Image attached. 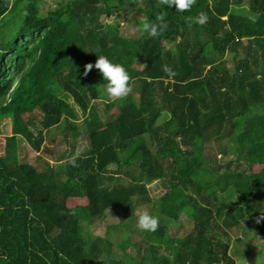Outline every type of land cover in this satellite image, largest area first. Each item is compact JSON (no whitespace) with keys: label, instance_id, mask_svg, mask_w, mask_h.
I'll return each mask as SVG.
<instances>
[{"label":"trees","instance_id":"trees-1","mask_svg":"<svg viewBox=\"0 0 264 264\" xmlns=\"http://www.w3.org/2000/svg\"><path fill=\"white\" fill-rule=\"evenodd\" d=\"M54 1L43 11L44 0H0V120L11 124L0 136V264H264V173L250 170L264 160V0H196L187 12L158 0ZM201 11L207 23L189 26ZM160 13L166 31H138ZM121 15L137 35L122 33ZM96 55L132 78L113 117L107 81L95 68L83 75ZM53 128L86 146L56 147ZM19 138L49 159L20 160ZM142 207L159 217L155 232L133 226ZM101 223L104 234L90 235ZM246 225L260 247L234 258L230 232Z\"/></svg>","mask_w":264,"mask_h":264},{"label":"rangeland","instance_id":"rangeland-1","mask_svg":"<svg viewBox=\"0 0 264 264\" xmlns=\"http://www.w3.org/2000/svg\"><path fill=\"white\" fill-rule=\"evenodd\" d=\"M55 2L56 1H54V0H44V2L40 4L41 8H42L41 10H43V11L48 10V8L52 7ZM117 19H118L120 25L122 26L121 31L124 35H137L138 34V32H136L135 29H133L132 27L124 26L125 18L123 15H121ZM19 20H20L19 17L16 18V21L18 24L20 23ZM101 20L105 21V17H102ZM114 20H116V18ZM11 28L14 29L15 25L10 24L7 26V29H11ZM120 101L121 100H111V99H108L106 101H102V104H104L107 108L106 114L108 117H109V115L113 117L117 114L118 108H119L118 103H120ZM99 102H101V101H99ZM99 114L102 115L103 113L100 112ZM81 118H82V116L80 115L79 121L81 120ZM10 132H11L10 120L8 118L1 119L0 120V136H2V137L8 136L10 134ZM57 132L58 131L53 128L50 131H47L46 135L49 136L50 134H52V136H51L52 142L55 143L56 147L59 146L58 148L64 147V148L69 149L68 146L73 145L75 152H78V151L80 152L84 149V147L87 144L86 138L81 137V136L77 137L76 139H69V141H71L70 144H66L64 142H61V139L59 140V138H61L60 137L61 135ZM3 143H4V140L2 139L0 141V145H3ZM15 154L20 160L30 162V163L34 161L37 154H41V155L45 156L46 158H48L46 152H44L42 150H40L39 152L32 150L31 147L28 145V143L21 138H19L18 149L15 152ZM217 158H220V155H218ZM53 163H55V162L53 161ZM111 167H114V166H111ZM250 170L254 174H256V173L257 174H263L264 173V160H258L256 162V164L252 165ZM149 189H150L151 195L153 197H156L157 195H159L162 192L163 186H162L160 181L156 180V181L149 183ZM172 193L175 196H179V195H181L182 192L179 189H173ZM84 203H85V200L83 198H72V199L68 200L69 206H74L77 204H84ZM139 209L149 210V208H147V207H142ZM179 220L184 225L191 224V221L185 217V214L181 215ZM107 221H109V222L113 221V217L108 215ZM132 224L135 228H137V221L132 222ZM137 230H139V229L137 228ZM104 231H105L104 230V224L101 223L99 226L93 228L90 235L91 234L103 235ZM128 232H129V230L125 229L124 231L116 234L115 237L125 236V234H127ZM230 233L231 234H230V240H229L230 243L229 244H230V247L232 248L231 253H232V256L234 258H236L239 254H245L247 251L252 249L255 245L257 246L256 251L258 250L257 248L260 247V244L258 241L260 237L258 238L257 236H255L254 233L249 229V227H247V225H246V227L243 226L241 228H237V230L231 231ZM135 236L134 237L136 239H138L140 237L138 234H136ZM236 238H238L239 241L235 242ZM261 239H264V238L261 237ZM233 249H235L236 251L235 252L232 251Z\"/></svg>","mask_w":264,"mask_h":264},{"label":"clouds","instance_id":"clouds-1","mask_svg":"<svg viewBox=\"0 0 264 264\" xmlns=\"http://www.w3.org/2000/svg\"><path fill=\"white\" fill-rule=\"evenodd\" d=\"M196 4V0H158V6H174L177 12H187L192 9ZM189 26L192 22L204 25L208 21L207 13L201 11L195 17H188ZM168 28V24L165 21L164 13H160L156 16L155 22L144 18L141 21V26L138 31L147 33L149 37H156L161 35ZM97 56V55H96ZM97 69L102 75L103 80L107 81L105 85V92L111 100H124L133 91L132 78L126 68L120 63H114L105 55L97 56L94 64L86 63L84 65L83 75L87 74L93 69ZM163 71L168 77H175L177 74L174 69L168 65H163ZM80 153H76L66 160L67 164L77 166L76 161L79 158ZM137 218V228L141 231L155 232L159 227V217L153 215L147 209H137L135 211ZM264 219V215L256 218V222Z\"/></svg>","mask_w":264,"mask_h":264}]
</instances>
